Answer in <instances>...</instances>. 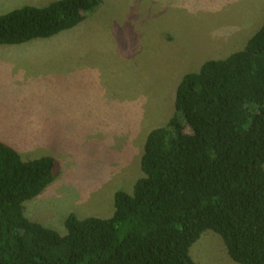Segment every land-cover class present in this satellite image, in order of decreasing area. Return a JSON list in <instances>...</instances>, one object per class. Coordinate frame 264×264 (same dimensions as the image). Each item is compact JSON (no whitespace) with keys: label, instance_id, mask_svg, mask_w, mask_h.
Here are the masks:
<instances>
[{"label":"trees","instance_id":"1","mask_svg":"<svg viewBox=\"0 0 264 264\" xmlns=\"http://www.w3.org/2000/svg\"><path fill=\"white\" fill-rule=\"evenodd\" d=\"M103 0H55L0 14V45L51 38ZM132 192L110 217L65 219L66 233L30 220L27 200L53 183V155L23 159L0 140V264H199L208 229L240 264H264V24L246 46L186 74L169 121L152 129Z\"/></svg>","mask_w":264,"mask_h":264},{"label":"rangeland","instance_id":"2","mask_svg":"<svg viewBox=\"0 0 264 264\" xmlns=\"http://www.w3.org/2000/svg\"><path fill=\"white\" fill-rule=\"evenodd\" d=\"M52 1L0 0V14ZM263 24L264 0H103L54 37L0 45V140L59 162L25 215L63 234L70 213L110 217L116 191L143 176L146 137L173 116L182 78ZM190 251L199 264H240L211 229Z\"/></svg>","mask_w":264,"mask_h":264}]
</instances>
